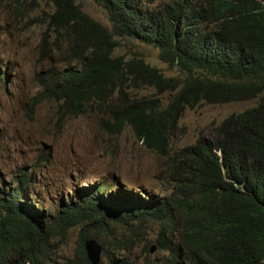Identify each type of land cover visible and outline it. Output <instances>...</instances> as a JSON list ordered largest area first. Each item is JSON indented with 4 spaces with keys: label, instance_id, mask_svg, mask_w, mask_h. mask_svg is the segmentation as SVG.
<instances>
[{
    "label": "trees",
    "instance_id": "trees-1",
    "mask_svg": "<svg viewBox=\"0 0 264 264\" xmlns=\"http://www.w3.org/2000/svg\"><path fill=\"white\" fill-rule=\"evenodd\" d=\"M38 1L53 5L40 17L41 53L63 50L66 66L37 78L39 99L68 115L95 106L110 136L129 127L165 159L167 194L105 197L101 184L50 215L28 203L34 180L23 171L0 186V264H91L89 237L111 264H129L118 256L147 223L157 227L154 243L165 256L145 264H264V96L225 117L211 138L170 150L185 108L264 92V0H93L111 28L74 0ZM120 39L151 45L182 75L166 76L141 55H114ZM142 88L154 91L138 94ZM78 225L73 257L60 254L58 242ZM99 229L108 242L98 240Z\"/></svg>",
    "mask_w": 264,
    "mask_h": 264
},
{
    "label": "rangeland",
    "instance_id": "rangeland-1",
    "mask_svg": "<svg viewBox=\"0 0 264 264\" xmlns=\"http://www.w3.org/2000/svg\"><path fill=\"white\" fill-rule=\"evenodd\" d=\"M74 1L92 18L111 28L105 11L93 0ZM52 9L53 5L46 1L0 0V186L23 171L30 173L34 182L27 201L50 215H56L64 203L80 197L85 188L95 190L101 184L105 187L99 193L105 197L123 196L125 192L136 195L142 190L166 195L165 159L146 149L129 127L110 136L100 129L95 106L68 115L58 102L39 99L41 88L37 78L45 79L50 72L66 68L63 50L41 53L45 25L40 17L42 12ZM113 54L125 59L141 55L166 76L182 75L176 66L159 59L156 48L136 40L120 39ZM153 91L142 88L137 93ZM168 95L160 96L167 101ZM262 96L264 92L243 101L200 103L185 108L177 134L170 140V150L189 146L200 137L211 138L225 117L256 105ZM147 224L142 234L136 236L134 248L121 252L119 259L145 264L165 256L154 243L157 227ZM80 228L71 227L66 238L58 242L60 254L73 257ZM86 228L92 232L96 229L92 224ZM98 235L99 241L108 242L105 230L99 229ZM152 246L155 247L150 252ZM99 264L111 263L101 253Z\"/></svg>",
    "mask_w": 264,
    "mask_h": 264
},
{
    "label": "water",
    "instance_id": "water-1",
    "mask_svg": "<svg viewBox=\"0 0 264 264\" xmlns=\"http://www.w3.org/2000/svg\"><path fill=\"white\" fill-rule=\"evenodd\" d=\"M84 249L86 257L91 264H99L101 260L102 245L93 237L84 240ZM154 246L150 247L153 252Z\"/></svg>",
    "mask_w": 264,
    "mask_h": 264
}]
</instances>
